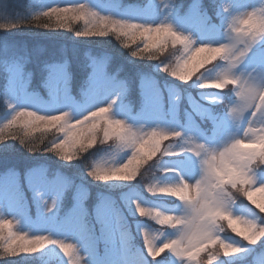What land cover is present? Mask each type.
<instances>
[{
    "label": "clouds",
    "instance_id": "clouds-1",
    "mask_svg": "<svg viewBox=\"0 0 264 264\" xmlns=\"http://www.w3.org/2000/svg\"><path fill=\"white\" fill-rule=\"evenodd\" d=\"M7 3L0 0V33L35 29L107 41L129 63L150 64L151 73L136 74L137 86L165 115L132 111V79L123 65L109 71V52H83L82 95L98 72L113 85L94 103L71 98L67 58V98H45L30 88L32 72L21 57L26 86L10 92L5 71L0 89V151L15 146L62 167L78 164V180L64 177V191H72L82 222L91 187L118 190L119 197H97L134 258L122 264H253L252 252L264 253V60L253 57L264 53V0H208L214 11L204 8L196 28L177 22L182 0H152L154 13L131 10L124 0H33L38 6L26 4L15 16ZM33 195L42 216L56 221L58 197ZM33 260L90 264L70 234L30 226L0 206V264Z\"/></svg>",
    "mask_w": 264,
    "mask_h": 264
},
{
    "label": "trees",
    "instance_id": "trees-1",
    "mask_svg": "<svg viewBox=\"0 0 264 264\" xmlns=\"http://www.w3.org/2000/svg\"><path fill=\"white\" fill-rule=\"evenodd\" d=\"M191 1L193 0H182V8L186 7ZM148 2V0H124L126 5L139 10H145L148 6ZM207 3L208 0H204V5H207ZM26 4L30 7L34 6L32 0H8L6 12L9 16H15L25 10ZM38 45L44 46L45 50L43 53H39L36 50ZM89 48L96 56H100L104 52L112 54L113 60L109 71L115 69L118 65L124 66V73H122V75H127L132 79V87L131 91L127 94V99L131 102L132 107H136L137 105L142 107L143 99L141 90L137 86L136 74L138 72L151 73L152 66L150 64L129 63L126 55L122 54L113 43L107 41L88 44L72 41L71 38L67 36L46 35L35 29H18L9 33H0V65H2V67H0V89H3L6 83L5 71L7 73L8 84L10 67L12 68L17 65L18 58L26 57L28 60L27 67L32 72L30 88L38 90L40 94L46 98L44 87L49 70L61 66L63 60L67 58L71 63V97L77 101L80 97V91L84 81L88 77V70L83 67V52ZM157 78L160 81L164 80L162 76H158ZM37 167L48 175L54 174L55 176H61L63 179L64 177H71L74 180H78L80 172L78 164L73 167H62L54 158L47 155L29 157L15 146L0 151V175L13 171L20 179H23L28 169L35 170ZM98 192H105L111 196L119 197L118 190H108L93 186L91 187L90 196L85 204L93 205L98 199ZM71 197L72 191H64L61 199V211L58 212L60 215L67 214L71 202L67 207H65V205L69 202ZM96 204H98V201ZM30 210L31 215L36 211L32 208H30ZM91 211V208H87V213H91ZM86 222L92 225L93 228L99 226L94 218H88ZM255 252L259 253L258 248ZM249 259H251L250 256ZM28 264H38V262L33 260L29 261Z\"/></svg>",
    "mask_w": 264,
    "mask_h": 264
},
{
    "label": "rangeland",
    "instance_id": "rangeland-1",
    "mask_svg": "<svg viewBox=\"0 0 264 264\" xmlns=\"http://www.w3.org/2000/svg\"><path fill=\"white\" fill-rule=\"evenodd\" d=\"M192 3L193 1L186 5V7H181L176 14L177 22L181 26L188 28H196L199 26L191 16V8L189 5ZM34 6H38V4ZM143 11L155 12L152 0H149L148 7ZM257 54L258 53H253V57L256 58ZM100 70H102V68ZM25 86L22 77L14 72V67H10L8 90L10 92H19ZM112 86V83L103 73L98 72L91 81L88 92L82 95L80 91V97L77 102H98L103 99L105 93ZM44 92L46 98L49 92L58 95L64 94L67 98L65 73L61 66L49 70ZM144 99L145 102L142 107L140 106L141 108L139 105L132 107L134 113L143 108L144 113L148 115H158L161 117L165 115L164 111L158 108L155 101L147 96H145ZM127 101L129 100L127 99ZM202 127L207 128L208 125L205 124ZM38 168L39 167L24 176L23 179H20L13 171L0 175V206H2L4 210L9 214L22 217L25 224L28 225H45L47 223L58 225L61 229L65 230L62 233L70 234L72 238L79 241L83 246V250L88 253L90 264H122L124 260L134 259L129 253L122 249L117 242L112 223L107 215V210L103 205L98 206V204H96L98 199L93 205H86V208H91L92 210L91 213H87L86 219L94 218L99 225L96 228L88 224L86 219L83 222L80 220L82 209L74 202L73 193L71 199L65 205V207H67L71 202L67 214L60 215L58 212L61 211L62 206L61 199L64 194V179L54 174L48 175ZM37 190H42L46 194H54L58 197L56 221L42 216L41 209L33 195ZM30 208L36 210L32 215L30 213ZM250 257L253 260V264H264V253L254 252Z\"/></svg>",
    "mask_w": 264,
    "mask_h": 264
},
{
    "label": "snow or ice",
    "instance_id": "snow-or-ice-1",
    "mask_svg": "<svg viewBox=\"0 0 264 264\" xmlns=\"http://www.w3.org/2000/svg\"><path fill=\"white\" fill-rule=\"evenodd\" d=\"M189 7L191 8V16L193 17V19L197 22V24L199 26L204 25V17H203L204 8H207L209 14H212L213 11H214L213 7L211 5H209L208 3H207V5L201 6V4L199 3V0H193V3ZM255 59L264 60V53H258L257 57ZM14 72L16 74L19 73L18 65L14 66ZM45 225L50 227V228H52V229H54V230H57L59 232H64L65 231V230L61 229L58 225H56L54 223H47ZM30 226L37 227L38 225H30Z\"/></svg>",
    "mask_w": 264,
    "mask_h": 264
}]
</instances>
